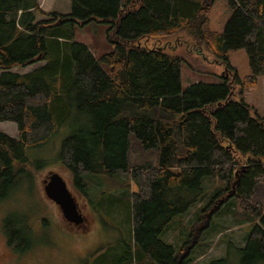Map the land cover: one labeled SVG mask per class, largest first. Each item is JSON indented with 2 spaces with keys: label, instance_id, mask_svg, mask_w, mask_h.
<instances>
[{
  "label": "trees",
  "instance_id": "trees-1",
  "mask_svg": "<svg viewBox=\"0 0 264 264\" xmlns=\"http://www.w3.org/2000/svg\"><path fill=\"white\" fill-rule=\"evenodd\" d=\"M70 1L69 13L46 14L39 0H0V121L19 130L18 137L0 130V199L15 185L14 167L26 160V148L46 144L73 118L78 126L64 140L61 159L79 191L89 200L83 173L131 172L137 186L127 202L112 195L114 208L128 212L129 234L95 264H194L199 237L179 251L162 235L199 201L205 177L226 182L214 202L237 198L259 219L244 247L230 243L226 256L206 264H264V116H253L243 88L237 96L233 86L243 81L228 57L247 51L249 86L264 76V0H230L223 32L210 28L213 0ZM92 21L111 23L113 49L100 58L75 39L77 28ZM181 30L233 74L184 87V58L141 44ZM40 61L29 72L12 71ZM133 146L156 159L132 161ZM2 230L18 252L30 248L25 215L9 214Z\"/></svg>",
  "mask_w": 264,
  "mask_h": 264
},
{
  "label": "rangeland",
  "instance_id": "rangeland-1",
  "mask_svg": "<svg viewBox=\"0 0 264 264\" xmlns=\"http://www.w3.org/2000/svg\"><path fill=\"white\" fill-rule=\"evenodd\" d=\"M39 4L46 14H66L71 11L70 0H39ZM232 12L230 0H213L209 13L211 30L223 32ZM46 18L49 16L37 14L39 20ZM110 24L92 21L83 28H77L75 39L87 44L95 56L100 58L113 49L108 34ZM110 36L113 37V33ZM141 44L145 48L161 47L168 54L181 55L184 58V87L196 81L219 82L223 75H232L234 72L227 71L225 65L216 59L203 42L199 43L184 30L163 37H145L141 39ZM228 57L230 65L237 70L244 84L240 86L236 83L233 86L237 96L240 97V89L243 88L241 96L251 106L253 116L256 113L264 116V76L258 78L256 86H249L246 78L251 69L247 51L231 50ZM44 63L40 61L27 67H15L12 71L25 73ZM77 126L78 122L71 118L46 144L27 147L26 160L15 164V185L6 197L0 199V264H95L101 252L108 248H119L122 240L128 238V212L114 208L111 198L113 195L127 202L130 193L137 190L130 177L131 172L81 174L89 194L88 200L79 191L73 173L64 166L61 159L63 142ZM0 130L14 137L19 135L17 124L12 121H0ZM148 154L139 146H133L131 158L132 161L156 159L155 155ZM54 172L66 179L75 195L80 211L86 217L83 228L66 223L59 205L47 197L44 180ZM225 185L224 181L205 177L202 191L198 193L199 201L187 212L177 215L162 235L166 242L173 244L179 251L185 249V243L191 237H199L191 252L194 264H206L212 258L226 256L230 243L244 247L246 235L259 224L258 217L239 207L237 198H227L226 202H222L223 198L214 202L216 190ZM228 193L229 190H226L223 196ZM108 204L110 208H107ZM213 208L218 209L210 212ZM11 213L25 215L32 229L30 248L25 253L14 249L2 230L4 219Z\"/></svg>",
  "mask_w": 264,
  "mask_h": 264
},
{
  "label": "water",
  "instance_id": "water-1",
  "mask_svg": "<svg viewBox=\"0 0 264 264\" xmlns=\"http://www.w3.org/2000/svg\"><path fill=\"white\" fill-rule=\"evenodd\" d=\"M45 193L53 202L57 203L65 220L80 224L84 217L80 211L79 203L70 190L66 179L58 172L51 173L45 180Z\"/></svg>",
  "mask_w": 264,
  "mask_h": 264
},
{
  "label": "flooded vegetation",
  "instance_id": "flooded-vegetation-1",
  "mask_svg": "<svg viewBox=\"0 0 264 264\" xmlns=\"http://www.w3.org/2000/svg\"><path fill=\"white\" fill-rule=\"evenodd\" d=\"M82 214H83V216L82 217H84L85 215H84V213L82 212ZM66 223H69V224H75V227H77V228H83V226H85L86 225V217H84V220H83V222L82 223H80V224H76V223H70L69 221H67L66 220Z\"/></svg>",
  "mask_w": 264,
  "mask_h": 264
},
{
  "label": "crops",
  "instance_id": "crops-1",
  "mask_svg": "<svg viewBox=\"0 0 264 264\" xmlns=\"http://www.w3.org/2000/svg\"><path fill=\"white\" fill-rule=\"evenodd\" d=\"M94 53V52H93Z\"/></svg>",
  "mask_w": 264,
  "mask_h": 264
}]
</instances>
